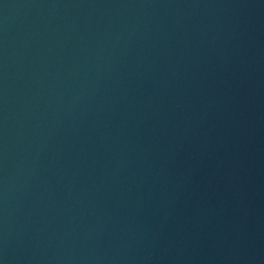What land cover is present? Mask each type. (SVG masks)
<instances>
[{"label": "water", "instance_id": "1", "mask_svg": "<svg viewBox=\"0 0 264 264\" xmlns=\"http://www.w3.org/2000/svg\"><path fill=\"white\" fill-rule=\"evenodd\" d=\"M0 264H264V0H0Z\"/></svg>", "mask_w": 264, "mask_h": 264}]
</instances>
